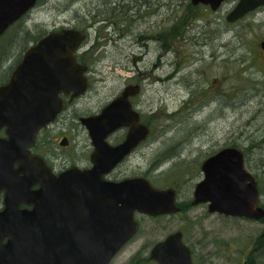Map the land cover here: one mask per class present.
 Instances as JSON below:
<instances>
[{"label":"rangeland","instance_id":"1","mask_svg":"<svg viewBox=\"0 0 264 264\" xmlns=\"http://www.w3.org/2000/svg\"><path fill=\"white\" fill-rule=\"evenodd\" d=\"M160 1L161 8L151 5L157 14H152L150 26L139 28L148 36L164 34L160 58L159 42H147L146 65L159 67L153 82L142 84L141 104L135 106L150 134L146 146L113 176L143 177L157 189L173 188L182 210L155 217L135 213L139 230L110 264H156L148 260L150 248L178 230L192 249L194 264H264V219L225 216L208 212L206 204L191 205L195 185L203 178L201 163L222 148L235 147L258 182L264 209V58L259 49L264 6L229 25L226 13L238 0H228L217 12L190 0ZM84 13L80 0H39L0 38V85L34 39L73 26ZM99 25L93 24L91 38H98ZM130 45L125 40L102 48L89 91L39 134L35 150L55 170L85 166L90 148L79 118L98 113L122 89L130 72L112 63ZM138 49L134 47L136 53ZM65 137L67 145L62 146Z\"/></svg>","mask_w":264,"mask_h":264},{"label":"water","instance_id":"2","mask_svg":"<svg viewBox=\"0 0 264 264\" xmlns=\"http://www.w3.org/2000/svg\"><path fill=\"white\" fill-rule=\"evenodd\" d=\"M37 1L0 0V35ZM190 1L214 11L226 0ZM262 6L264 0H239L226 19L234 22ZM83 38L73 28L49 32L24 52L0 86V129L6 136L0 138V264H109L137 233L135 213L155 217L179 211L171 188L157 189L142 177L103 179L149 134L128 100L138 86H127L98 114L79 118L94 147L91 169L72 167L55 177L30 154L38 132L65 109L59 95L73 100L88 91L86 68L74 56ZM259 46L264 52V40ZM122 127L129 128L125 140L108 145L107 136ZM200 168L203 178L194 188L193 205L207 203L210 213L226 216L264 217L241 150L222 148ZM36 184L39 188L32 190ZM149 258L157 264H193L180 232L157 243Z\"/></svg>","mask_w":264,"mask_h":264},{"label":"flooded vegetation","instance_id":"3","mask_svg":"<svg viewBox=\"0 0 264 264\" xmlns=\"http://www.w3.org/2000/svg\"><path fill=\"white\" fill-rule=\"evenodd\" d=\"M73 1H75V0H73ZM80 1L83 3V8L85 9V13L82 16V18L79 21H76V23L73 26L72 25L68 26V27L63 26L59 29L56 28L53 31H59L63 28H73V29L78 30L81 34H83L84 38H83L82 42L79 44L74 55H75V59H76L77 63H79L82 67L86 68L85 76L87 78V82L89 84V87H90V78H91L90 76L97 74L99 72L98 63H99L100 54H101L100 50H102V48H104L107 44H109L111 42L115 45L120 41H125V40L130 41L131 42L130 51L125 53L124 56L122 57V59H119L118 61L112 63V66H114V67L120 68L123 71L130 72V74L127 76V79L124 80V84H123L122 89L112 98V100L114 98H116L117 96H119L127 86H138L139 91L136 94L128 97V100H129V103L131 104V107L135 111H137L136 110L137 108L135 106H136V104H141V102L139 101V97L141 96L142 84H144V83L151 84V82H153V81H151L150 78L152 76H155L156 71L158 70V67H159L157 63H155L154 65H151L149 67L146 65L145 60H147V56H149V52H150L149 44L147 42L150 40H154V41L159 42L158 58H160V56H161L160 50H161L162 44H163L162 41L164 40V34H162L161 32H159V34L155 35V37L153 35L148 36L146 33L139 31L140 30L139 28H145V27L150 26V24H151L150 18L152 16V14H157V10H154V9L151 10V8H152L151 5L156 6L155 8H157V6L159 8H161L163 6L162 1H160V0H80ZM227 2H228V0L223 2L219 6V8L213 12H217L218 10H220L221 7L223 5H225ZM237 2H236V4H237ZM235 5L232 7V9L235 7ZM31 10L26 12L18 21L11 24L6 29V31L0 35V38L13 25L20 22L21 20H24L29 15V12ZM231 10H229L225 16V21L229 25L240 22L243 18H245L246 16H248L250 14V13L246 14L241 19L236 20L235 22H228L226 17L230 13ZM91 14H93V15H91ZM94 16H95V19H94ZM94 23H100V25L98 26L99 32H100V34H98V38H95V37L91 38L89 36V31L93 27ZM107 29L111 30L110 33H103V31L107 30ZM47 33L48 32H46L45 34L34 39L35 41L33 40L31 42L30 46L37 43ZM127 37H130V38L128 39ZM134 47L139 48L138 49L139 53H136L137 51L134 50ZM259 49H260L261 55L264 58V52L261 50L260 47H259ZM157 80H158V78L156 77L154 79V81H157ZM59 97L63 100L66 107L78 99L77 98V99L70 100V95L66 96L63 93H61L59 95ZM108 103H106L104 106H106ZM102 108H100V110ZM99 111H98V113H99ZM95 114H97V113H95ZM95 114H92V115H95ZM140 118H141V115H140ZM57 119H58V117L55 119V121H53L49 125L55 124ZM139 122L142 123L141 119ZM142 124H144V123H142ZM46 127H44L37 134L34 145L30 148V154L31 155L40 157L44 161L46 167L49 168V170L51 171V173L55 177H57L59 174L63 173L64 171H66L72 167H76L80 171H87V170L91 169V167L93 165L92 160H91V156L94 152V147L91 143V140L88 136L87 130L84 126L83 127L86 130V134H87V138H88V146L90 148V150L88 152L86 164H85V166H81V167L73 165V166H70L68 168H64L62 170H55L35 150V148L38 145L39 134ZM128 130H129L128 127H122V128L117 129L116 131H114L113 133H111L107 136V138L105 140L106 143L110 146H113V147L120 145L125 140ZM4 131H5L4 128L0 129V138L6 137ZM118 134L120 135V137H116ZM148 136L144 140L140 141L139 144L136 147H134L129 154L124 156V158L115 166V168L113 170H111V172L109 174L103 176V179L110 180V181H120V180L125 179V178L119 179V180L115 179L113 176L115 170L122 163H124L128 158L139 153L141 151V149L146 146ZM64 139L67 140V137H65ZM17 167H18V164L15 163L14 168H17ZM200 167H201V165H200ZM255 181H256V179H255ZM256 184H257V189H258V194H259V188H258V182L257 181H256ZM38 188H39L38 184L33 185L31 187L32 190H36ZM171 189H173V188H171ZM174 192H175V203L179 209V211L177 213H179L182 210V207H181V204L178 203V201H177L175 190H174ZM193 194H194V191L192 193L191 205H193L192 202L194 200ZM3 200H4V192L0 191V211L4 207ZM201 204H205V203H201ZM197 205H199V204H197ZM206 205L208 208V204H206ZM19 207L21 209H31V206H25L24 204H20ZM161 216H169V215H161ZM177 232L181 233V243L188 248L189 253H190V257H191V261L194 264L193 258H192V251H191L192 249H191L190 245L185 242L184 233H183V231H180V230L168 233L161 241L154 243L153 246L150 248L148 260L153 261L157 264L156 261L151 260L149 258L152 248L157 243L163 242L169 235H172V234L177 233ZM113 258L111 259V261L113 260ZM111 261L109 262V264L111 263Z\"/></svg>","mask_w":264,"mask_h":264}]
</instances>
